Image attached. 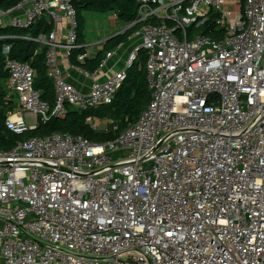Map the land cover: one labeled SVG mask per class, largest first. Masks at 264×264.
Returning a JSON list of instances; mask_svg holds the SVG:
<instances>
[{
	"label": "built area",
	"instance_id": "2783aa9c",
	"mask_svg": "<svg viewBox=\"0 0 264 264\" xmlns=\"http://www.w3.org/2000/svg\"><path fill=\"white\" fill-rule=\"evenodd\" d=\"M73 2L0 8V26L43 15L54 24L36 40L48 46L55 106L34 88L31 64L7 57L19 101L7 128L22 134L67 105L113 103L140 48L151 101L116 140L53 133L0 150V264H264V0H138L129 25L142 24L141 47L89 91L64 78L57 54L63 20L68 56L80 47ZM210 10L225 34L190 38ZM91 123L107 131L114 121Z\"/></svg>",
	"mask_w": 264,
	"mask_h": 264
},
{
	"label": "trees",
	"instance_id": "16d2710c",
	"mask_svg": "<svg viewBox=\"0 0 264 264\" xmlns=\"http://www.w3.org/2000/svg\"><path fill=\"white\" fill-rule=\"evenodd\" d=\"M21 0H0V8L10 9ZM78 11L79 29L78 43L80 47L74 49L70 56L71 64L94 72L99 69L107 52L125 41L132 30H139L142 26L138 23L128 32L116 35L108 40L103 50L94 58L86 57L79 60L80 54H87L86 37L87 15L90 13H115L123 23L130 24L138 14V0H74ZM219 13L210 10L209 20L196 28L191 26L189 37L196 34H208L221 38L225 29L217 25ZM158 20L152 21L157 23ZM54 29V24L49 16L43 15L29 28L14 26H0V150H11L18 142L32 137H47L53 133L84 136L93 142H106L116 140L119 135L130 125L137 122L140 114L147 108L151 101V89L148 82L147 60L148 51L140 48L136 60L127 69V78L117 91L113 103L99 107L76 108L67 105L66 112L60 115L50 114L48 118L40 117L34 129L18 134L8 129L6 119L8 112L19 105L17 94H11L7 87L10 76L6 68V59L10 57L21 62H28L35 70L36 77L34 88L40 92L41 99L49 102L53 109L56 103V91L52 78L47 74L46 56L48 46L36 39L42 35H49ZM6 46L10 50L6 51ZM110 118L114 123L109 130L94 129L93 119Z\"/></svg>",
	"mask_w": 264,
	"mask_h": 264
},
{
	"label": "crops",
	"instance_id": "0c3cea01",
	"mask_svg": "<svg viewBox=\"0 0 264 264\" xmlns=\"http://www.w3.org/2000/svg\"><path fill=\"white\" fill-rule=\"evenodd\" d=\"M108 15L110 17V27H105L104 29L99 30L97 37L94 40L90 39L89 41H86L85 46L87 47L88 58H94L101 50H103L109 39L116 35L126 33L131 28L129 24L123 23L119 20L115 13H108ZM87 17H89V14ZM56 33L59 44L57 46V54L64 78L82 91H89L95 80L104 81L114 73L124 69L128 64L130 54L134 49L140 48L142 44L140 29L132 30L125 41L111 50L114 52L111 57L106 58L108 52L106 53V60L102 63L100 68L97 69V74L89 77L81 72V68L71 66L69 56L63 46L67 34V22L65 20L57 23ZM11 94H15V92H12Z\"/></svg>",
	"mask_w": 264,
	"mask_h": 264
},
{
	"label": "rangeland",
	"instance_id": "374dc122",
	"mask_svg": "<svg viewBox=\"0 0 264 264\" xmlns=\"http://www.w3.org/2000/svg\"><path fill=\"white\" fill-rule=\"evenodd\" d=\"M110 17L108 13H90L87 17V32L85 33L86 40H94L97 37L99 30L105 27H110Z\"/></svg>",
	"mask_w": 264,
	"mask_h": 264
}]
</instances>
